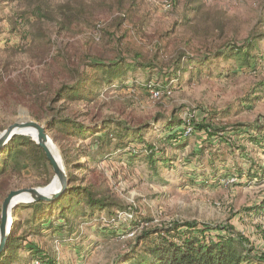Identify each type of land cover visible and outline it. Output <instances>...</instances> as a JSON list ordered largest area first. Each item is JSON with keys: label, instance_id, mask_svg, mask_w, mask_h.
I'll use <instances>...</instances> for the list:
<instances>
[{"label": "rangeland", "instance_id": "obj_1", "mask_svg": "<svg viewBox=\"0 0 264 264\" xmlns=\"http://www.w3.org/2000/svg\"><path fill=\"white\" fill-rule=\"evenodd\" d=\"M124 29L131 31L129 47L139 49L146 62L155 64L158 57L159 70L146 74L135 66L116 78L120 86L89 87L88 102H51L57 90L72 85L84 55L112 58L122 49L125 43L113 36ZM163 33L167 37L159 39ZM252 37L255 46L244 56ZM229 43L242 49L239 56L212 58ZM183 52L190 57L186 69L167 76ZM61 105L62 116L91 131L75 138L49 128L47 121L59 117ZM157 115L163 118L157 121ZM172 116L181 126L171 134L165 125ZM106 119L145 126L141 142L133 140L136 134L124 140L137 153L115 150L111 142L105 146L110 152L101 155L96 132L103 129L98 121ZM23 120L48 127L60 158V147L77 151L81 164L74 165L85 170H66L61 158L67 179L71 173L76 185L86 180L120 206L85 223L75 219L81 229L69 244L37 238L59 264H120L132 232L95 233L83 225H124L125 231L147 220L229 224L254 254H264V214L255 209L264 201V0H0V134ZM148 145L156 149L155 168L146 158ZM5 177L0 205L5 193L44 189L54 179L49 163L46 169L7 170ZM28 204L17 205L12 216ZM22 208L14 216L19 224L32 212Z\"/></svg>", "mask_w": 264, "mask_h": 264}, {"label": "trees", "instance_id": "obj_2", "mask_svg": "<svg viewBox=\"0 0 264 264\" xmlns=\"http://www.w3.org/2000/svg\"><path fill=\"white\" fill-rule=\"evenodd\" d=\"M124 19V16L118 18L116 23L117 30H121V22ZM121 32L123 35L118 36L115 34L113 37L125 43L121 46L122 49L118 48L115 55L113 53L112 58L84 55L85 59L82 62L81 69L76 71L72 85H65L57 90L51 102L62 105L77 101L88 102L92 98L89 87H98L97 85L100 83L108 87L120 86L122 82L120 79L116 80V78L123 77L127 69L137 66L144 70L146 74L158 69L157 64L160 63L157 60L158 57H156L155 64L146 62L148 60L147 57L139 49L128 45L127 40L131 31L124 29ZM167 33H163L160 37L158 36L159 39H165ZM254 42L255 40L252 37L246 46H243L245 49L244 56H247L249 51L255 46ZM156 46L158 47L157 50L160 51L164 45L160 46L157 43ZM241 50L234 47L233 43H229L223 50H217L212 55V58L239 56ZM185 55L186 53L184 52L180 53L177 57V64L168 69L170 73L166 71L165 75L169 73L167 75L169 77L173 75L180 76L186 69L187 62L190 59L189 56ZM205 58L206 60H201L200 62L208 60L207 57ZM170 79L168 78V80ZM146 87L150 88L149 85ZM62 105L61 111L58 112L59 117L47 121L46 124H48L49 128L54 130L55 133H64V137L72 135L75 138L79 134L91 131L90 127H86L84 124L78 123L69 117L62 116L65 111ZM162 118L157 115L155 120L159 121ZM166 120L165 128L171 134L174 129L181 126V121L173 118V116L166 118ZM98 122L103 124V129L96 132L100 134L96 142L99 145L98 148L99 151L101 150L102 156L110 152L105 146L111 142H114L115 150L129 149L131 142L125 145L124 140L129 138L131 134L133 136L137 135L133 137L134 141H142L140 132L145 126H130L113 119ZM206 129L208 133L211 132L210 127ZM260 130L261 127L258 131ZM26 136L29 135H17L0 149V192L6 191L8 187V177H5L7 170L15 173L34 166L37 167V165H41L45 169L48 167L43 151L35 144L34 139ZM52 140L57 143V136L54 135ZM60 150L66 170L71 168L81 171L85 170L81 165H74L75 163L81 164L80 157H76V150L73 152L71 147H60ZM155 150L154 145H148L145 151L146 158L149 159L154 168L156 164ZM129 153L137 152L134 148H131ZM86 158L90 161L92 160L88 154ZM68 176L67 187L57 199L48 202H32L26 206L21 205L14 210V216L21 207H23L22 209H31L32 212L28 219L20 224L16 223L15 217L11 215V228L4 250L0 253V264H34V262L38 264H59L54 257L43 249L37 238L49 236L55 238V240L58 239V243L62 245L69 244L74 241L71 238L81 229V225H73L75 219L79 220L80 223H85L87 220H92L94 215L101 210H109L112 206L120 208V206L112 204L108 201V198L95 191L89 184L87 185L86 180L81 185H76L74 175L69 173ZM5 194L1 196V205L7 196ZM255 209L262 211L264 214V201ZM110 214L112 215V213ZM55 221L57 224L53 225ZM116 221L114 220L112 223H116ZM151 222V220H147L143 222L144 225L140 223L134 226L131 225L132 227H128L125 231L122 227L124 225H111L109 223L107 225L83 226L95 233L99 231L100 233L109 232V234H113L118 232V230H120L119 233L121 234L132 232L133 237L128 243L129 247L118 258L120 264H264V254H254L246 237L237 232L232 225H206L194 221L149 225ZM75 238H78V235ZM21 253L25 255L21 256Z\"/></svg>", "mask_w": 264, "mask_h": 264}, {"label": "water", "instance_id": "obj_3", "mask_svg": "<svg viewBox=\"0 0 264 264\" xmlns=\"http://www.w3.org/2000/svg\"><path fill=\"white\" fill-rule=\"evenodd\" d=\"M23 129H32L36 131V141L35 144L43 151L45 155V159L49 163L51 170L54 175V179L57 181L58 188L52 194H44L41 193L39 189L35 188H24L15 191H10L1 205V213H0V253L4 250L5 243L7 240V228L9 226L10 217L12 215V210L18 205V201L14 202V200L19 196H26L29 198L26 202L23 203H32V202H40V201H53L57 199L67 187V177L66 172L63 170L62 166H58L54 156L52 155L48 144L51 142L47 135L48 127L45 125H41L34 121L23 120L20 122H16L10 126H8L1 134H0V149L13 137L17 135H22L19 133L20 130Z\"/></svg>", "mask_w": 264, "mask_h": 264}, {"label": "bare ground", "instance_id": "obj_4", "mask_svg": "<svg viewBox=\"0 0 264 264\" xmlns=\"http://www.w3.org/2000/svg\"><path fill=\"white\" fill-rule=\"evenodd\" d=\"M20 134H26V135H29L32 139H34L33 141H36V131L35 130H32V129H23V130H20L19 131ZM48 147L52 153V155L54 156L55 160H56V163L58 164V166H62V161L59 157V154L57 152V149L55 148V146L52 144V142H50L48 144ZM58 188V184H57V181L56 180H53L51 182V185L47 186L46 188L44 189H39L41 193H44V194H52L54 193ZM27 200H29L28 197L26 196H19L17 197L14 202H17V204H20V203H23V202H26ZM11 219L12 217H10V221H9V226L7 228V236L9 234V231H10V228H11Z\"/></svg>", "mask_w": 264, "mask_h": 264}, {"label": "built area", "instance_id": "obj_5", "mask_svg": "<svg viewBox=\"0 0 264 264\" xmlns=\"http://www.w3.org/2000/svg\"><path fill=\"white\" fill-rule=\"evenodd\" d=\"M155 96H157V97L159 96L158 92L155 93ZM35 264H38V263H35Z\"/></svg>", "mask_w": 264, "mask_h": 264}]
</instances>
